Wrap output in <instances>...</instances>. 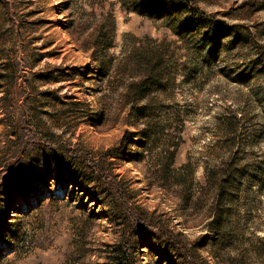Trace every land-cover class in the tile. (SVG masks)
Wrapping results in <instances>:
<instances>
[{"label":"rangeland","instance_id":"1","mask_svg":"<svg viewBox=\"0 0 264 264\" xmlns=\"http://www.w3.org/2000/svg\"><path fill=\"white\" fill-rule=\"evenodd\" d=\"M187 1L0 0V264H264V0Z\"/></svg>","mask_w":264,"mask_h":264},{"label":"trees","instance_id":"2","mask_svg":"<svg viewBox=\"0 0 264 264\" xmlns=\"http://www.w3.org/2000/svg\"><path fill=\"white\" fill-rule=\"evenodd\" d=\"M179 2L182 4H186L185 2H188V1L187 0H179ZM111 24L112 25L114 24L113 20H111L110 27H112ZM109 37H111V36L108 35V37L105 38L104 43H103L106 48L111 45V42H110L111 38H109ZM122 248H124L123 245L118 246V250L116 252L117 255L114 258L115 264H133L132 253H130L129 250H127L125 248L123 250Z\"/></svg>","mask_w":264,"mask_h":264}]
</instances>
